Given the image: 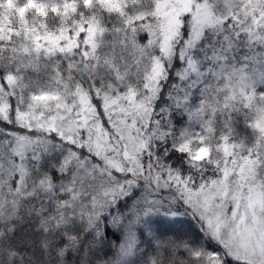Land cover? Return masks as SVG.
<instances>
[{
  "label": "snow or ice",
  "instance_id": "snow-or-ice-1",
  "mask_svg": "<svg viewBox=\"0 0 264 264\" xmlns=\"http://www.w3.org/2000/svg\"><path fill=\"white\" fill-rule=\"evenodd\" d=\"M0 264H264V0H0Z\"/></svg>",
  "mask_w": 264,
  "mask_h": 264
}]
</instances>
